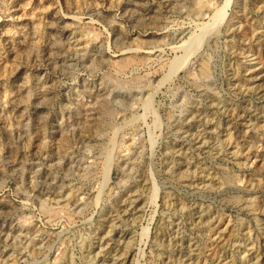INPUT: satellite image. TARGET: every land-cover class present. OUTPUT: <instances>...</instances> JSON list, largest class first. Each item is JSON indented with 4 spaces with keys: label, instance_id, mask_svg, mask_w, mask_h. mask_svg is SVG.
<instances>
[{
    "label": "rangeland",
    "instance_id": "374dc122",
    "mask_svg": "<svg viewBox=\"0 0 264 264\" xmlns=\"http://www.w3.org/2000/svg\"><path fill=\"white\" fill-rule=\"evenodd\" d=\"M226 1L0 0V264H264V0Z\"/></svg>",
    "mask_w": 264,
    "mask_h": 264
},
{
    "label": "bare ground",
    "instance_id": "6f19581e",
    "mask_svg": "<svg viewBox=\"0 0 264 264\" xmlns=\"http://www.w3.org/2000/svg\"><path fill=\"white\" fill-rule=\"evenodd\" d=\"M226 3H229V0H228V2L226 1ZM227 5H228V4H226V6H227ZM226 6H224V7H226ZM224 7H223V8H224ZM223 8L221 9V11H220L219 13H221V12H222V13H225V10H224L225 8H224V9H223ZM222 10H223V11H222ZM218 16L220 17V16H222V15L218 14ZM214 17H215V16H214ZM216 19H217V18H216ZM217 20H218V19H217ZM189 52H190V51H189ZM184 54H185V53H184ZM188 54H189V53H188ZM186 57H187V56H186ZM182 58H183V57H182ZM180 59H181V57H180ZM186 60H187V59H186ZM124 62L126 63V61H124ZM124 62H123V63H124ZM127 62H128V61H127ZM183 62H184V61H182V62L179 63V61H178V62H177V65H182ZM178 63H179V64H178ZM125 65L127 66V63H126V64H123V66H125ZM177 65H176V66H177ZM183 65H184V64H183ZM174 68H175V65H174V67L172 68V70H173ZM176 69H177V68H176ZM178 69H179V68H178ZM174 70H175V69H174ZM176 71H177V70H175V72H176Z\"/></svg>",
    "mask_w": 264,
    "mask_h": 264
}]
</instances>
